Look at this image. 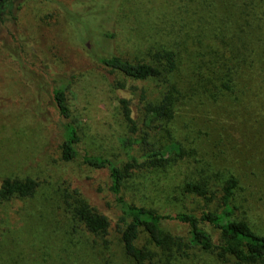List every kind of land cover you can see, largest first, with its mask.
Wrapping results in <instances>:
<instances>
[{"label":"rangeland","instance_id":"1","mask_svg":"<svg viewBox=\"0 0 264 264\" xmlns=\"http://www.w3.org/2000/svg\"><path fill=\"white\" fill-rule=\"evenodd\" d=\"M161 49L173 51L174 72L142 84L94 62L112 54L162 62ZM218 78L229 81L227 90H213ZM172 81L173 116L152 122L149 134L168 161L129 170L123 197L158 213L198 215L218 210L216 201L187 193L183 185L198 182L218 197L224 179L233 176L234 215L264 234V0L0 3V183H37L26 196L0 200V264H134L113 228L118 212L105 170L61 158L56 130L46 125L53 113L45 112L44 124L31 108L44 101L40 93L49 86L62 87L79 148L122 167L139 152L125 146L117 99L130 85L144 86L146 98L154 99ZM174 145L182 157L173 158ZM79 204L107 219L104 234L86 231L74 212ZM165 243L154 248L141 231L135 241L161 264H236L196 247L171 251Z\"/></svg>","mask_w":264,"mask_h":264},{"label":"trees","instance_id":"2","mask_svg":"<svg viewBox=\"0 0 264 264\" xmlns=\"http://www.w3.org/2000/svg\"><path fill=\"white\" fill-rule=\"evenodd\" d=\"M158 55L162 62L155 59L152 61L129 60L114 54L95 56L94 62L99 67L142 84L150 79L159 78L164 71L174 72L173 51L161 49ZM118 86L121 90L123 89L122 83H118ZM213 87V90L223 92L229 88V81L218 78ZM122 92L117 103L128 134L125 146H137V153L139 152L137 157L131 156L125 161L122 167L113 158L92 154L79 148V135L62 87L51 85L47 92H41L40 94L45 98L44 101L33 105L31 111L44 124L47 123L46 118H48L45 112L53 113L54 117L46 125H53L56 130L55 142L61 158L76 159L88 167L105 170L108 179L107 188L118 212L113 221V228L119 234L125 255L134 264H161L154 259V254L150 250L135 245L138 233L141 231L154 248L164 247L165 240H168L165 244L171 251L182 252L184 248L196 247L214 254L219 260L231 259L236 264H253L263 261L264 234L256 232L246 220L234 215L232 199L236 180L233 176L224 179L218 197L208 193L198 182L189 181L183 185V190L187 193L203 197L207 201H216L218 210H204L198 215L187 212L158 213L154 208L134 204L123 197L122 183L129 170L141 165L162 167L168 161L165 148L154 147L149 141V134L156 127L152 125V122L160 120L166 123L173 116V81L168 91H164L154 99L146 98L145 88L142 85H130L128 93ZM133 109L137 112L135 113V110L133 112ZM139 109L142 110L141 122L138 121L137 115ZM142 126L147 127V130L143 131ZM165 132L168 133V129ZM172 148L174 159L184 155L177 145ZM139 159L141 161H138ZM36 185L37 183L32 179L5 178L0 183V200L8 199L13 195L26 196L34 190ZM74 212L86 231L93 234L106 232L109 223L103 215L83 204H79ZM166 224H172L178 230L172 231ZM178 232L182 234H176Z\"/></svg>","mask_w":264,"mask_h":264},{"label":"water","instance_id":"3","mask_svg":"<svg viewBox=\"0 0 264 264\" xmlns=\"http://www.w3.org/2000/svg\"><path fill=\"white\" fill-rule=\"evenodd\" d=\"M3 0H0V2H2Z\"/></svg>","mask_w":264,"mask_h":264}]
</instances>
